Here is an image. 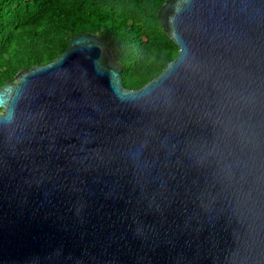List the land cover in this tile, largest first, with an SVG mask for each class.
Segmentation results:
<instances>
[{"label":"water","instance_id":"1","mask_svg":"<svg viewBox=\"0 0 264 264\" xmlns=\"http://www.w3.org/2000/svg\"><path fill=\"white\" fill-rule=\"evenodd\" d=\"M139 89L100 36L0 88V264H264V0H167Z\"/></svg>","mask_w":264,"mask_h":264},{"label":"trees","instance_id":"2","mask_svg":"<svg viewBox=\"0 0 264 264\" xmlns=\"http://www.w3.org/2000/svg\"><path fill=\"white\" fill-rule=\"evenodd\" d=\"M166 1L0 0V88L22 69L56 60L82 33L109 43L126 88L143 87L179 52L162 26Z\"/></svg>","mask_w":264,"mask_h":264},{"label":"flooded vegetation","instance_id":"3","mask_svg":"<svg viewBox=\"0 0 264 264\" xmlns=\"http://www.w3.org/2000/svg\"><path fill=\"white\" fill-rule=\"evenodd\" d=\"M14 81V80H13ZM2 111V110H1Z\"/></svg>","mask_w":264,"mask_h":264}]
</instances>
